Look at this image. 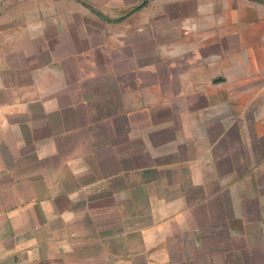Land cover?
Wrapping results in <instances>:
<instances>
[{
  "label": "crops",
  "instance_id": "1",
  "mask_svg": "<svg viewBox=\"0 0 264 264\" xmlns=\"http://www.w3.org/2000/svg\"><path fill=\"white\" fill-rule=\"evenodd\" d=\"M157 210L175 217L134 218ZM233 251L264 260V0H18L0 18V264Z\"/></svg>",
  "mask_w": 264,
  "mask_h": 264
},
{
  "label": "rangeland",
  "instance_id": "2",
  "mask_svg": "<svg viewBox=\"0 0 264 264\" xmlns=\"http://www.w3.org/2000/svg\"><path fill=\"white\" fill-rule=\"evenodd\" d=\"M18 16V0H0V18L1 20H8V17ZM163 206V204L161 205ZM135 220L143 221V220H151L156 224L159 222H167L169 219H173L175 217L174 211L169 210H157V211H135ZM147 230L148 228H144ZM151 229V227H150ZM261 252L257 253L260 254ZM225 258H194V259H167V260H159L160 264H264V260L262 259H243L240 257L242 252L233 251V253L228 252L224 253ZM229 256H233L232 258ZM153 262H157V259L152 260Z\"/></svg>",
  "mask_w": 264,
  "mask_h": 264
}]
</instances>
